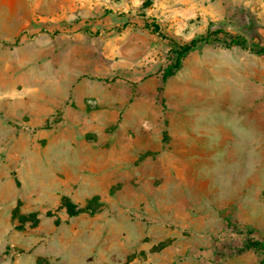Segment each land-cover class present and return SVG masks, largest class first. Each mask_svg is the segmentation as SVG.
Masks as SVG:
<instances>
[{"label": "rangeland", "instance_id": "obj_1", "mask_svg": "<svg viewBox=\"0 0 264 264\" xmlns=\"http://www.w3.org/2000/svg\"><path fill=\"white\" fill-rule=\"evenodd\" d=\"M219 28L221 42L193 49L163 85L174 42ZM233 36L249 48L228 46ZM251 48H264V0H0V186L85 139L130 159L92 212L70 216L62 200L42 220L16 209L0 264L11 245L26 255L53 245L59 264H84L124 231L146 243L174 216L199 224L218 203L238 204L232 183L260 184L264 201V55ZM78 185L86 207L93 190ZM253 218L255 234L227 222L214 246L233 254L237 229L264 243V215Z\"/></svg>", "mask_w": 264, "mask_h": 264}, {"label": "crops", "instance_id": "obj_2", "mask_svg": "<svg viewBox=\"0 0 264 264\" xmlns=\"http://www.w3.org/2000/svg\"><path fill=\"white\" fill-rule=\"evenodd\" d=\"M81 142L82 150H77L70 144L59 146L54 156L57 157L55 160L44 162L41 155L40 165L21 168L17 173V179L11 176L5 185L0 186V239L7 234L11 237L17 232L14 230L17 221L14 218L16 209L22 215L38 211L40 219H43L42 213L50 212L64 196L77 204L80 198L74 193L76 182H79L80 190L84 188L93 190L84 199L85 202L95 196L104 200L114 198L110 196V190L122 180L123 163L129 162L130 159L122 155L116 156L113 152L90 150L85 143L86 139ZM42 163L46 165L43 166ZM248 187L249 184L232 183V189L239 190L236 195L242 200L238 204L230 201L227 206L226 203H218L212 211L213 214L203 216L199 224H194L190 216H184L182 219L174 216L170 222L178 223L173 228L171 226L167 229L165 225H159L157 228L163 229V235L160 236L155 233L156 227H153L146 235L151 238L146 243L142 241L140 243L142 235L141 239L131 240L133 232L124 231L126 239L111 243L114 246L103 247V254L94 255L93 259L87 260L91 253L84 255L83 262L84 264H260L261 257L255 250L247 249L239 253L227 254L220 252L212 240L214 233L220 231L227 222L238 223L248 233L251 231L253 234L256 232L254 228H260L261 223L258 224L253 215H264V201L261 200L263 189L260 184ZM232 203L233 205L229 206ZM157 221H165V217H159ZM168 238L169 241H166L165 239ZM156 244L158 246L162 244V247L155 248ZM0 245V254H3L1 240ZM11 246L8 260L1 264H59L56 246L51 245L49 252L38 248L33 255L32 253L26 255L15 245Z\"/></svg>", "mask_w": 264, "mask_h": 264}, {"label": "trees", "instance_id": "obj_3", "mask_svg": "<svg viewBox=\"0 0 264 264\" xmlns=\"http://www.w3.org/2000/svg\"><path fill=\"white\" fill-rule=\"evenodd\" d=\"M147 28H150L149 26ZM153 31L159 33L162 37L163 35L160 32V28L158 25H153L152 28ZM227 33L224 31V29H216L214 31H209L205 35H201L197 38L192 39L189 43L184 45H177L174 41V46L171 49V53L173 54V60L172 63L163 70L162 74V84L164 85L166 81L173 75H175L178 70H180L183 66V60L185 56L191 52L193 49L200 47L204 44H210L213 42H221V35H226ZM165 38V37H164ZM225 43L228 46L236 45L242 48H249L247 46V43L245 40L239 38V37H230L228 38L229 41H227V38H225ZM253 52L264 55V48L261 49H255L251 48ZM163 85L160 87V93L162 92ZM99 199L98 196L93 197L88 201V204L86 207H79L77 204H75L69 197H63L62 198V207H65L67 209V212L70 214V216L78 215L82 212H92L91 205L96 202ZM247 249H253L260 255V264H264V243L260 241L257 237H255L252 233L247 235L244 241L243 246L239 251L236 253L242 252Z\"/></svg>", "mask_w": 264, "mask_h": 264}, {"label": "built area", "instance_id": "obj_4", "mask_svg": "<svg viewBox=\"0 0 264 264\" xmlns=\"http://www.w3.org/2000/svg\"><path fill=\"white\" fill-rule=\"evenodd\" d=\"M239 231L240 230H238V229H237V231H235V234L237 235V239L230 246V251L233 254H235L237 251H239V249H241V247L244 244L245 238H246V234L243 232L240 233Z\"/></svg>", "mask_w": 264, "mask_h": 264}]
</instances>
